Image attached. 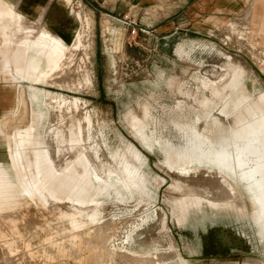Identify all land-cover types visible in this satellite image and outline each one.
Listing matches in <instances>:
<instances>
[{"label":"rangeland","instance_id":"374dc122","mask_svg":"<svg viewBox=\"0 0 264 264\" xmlns=\"http://www.w3.org/2000/svg\"><path fill=\"white\" fill-rule=\"evenodd\" d=\"M66 1L70 19L58 32L0 0V264H263L264 234L254 218L238 204L214 205L217 182L173 169L160 142H183L174 122H193L198 100L211 95L203 83L229 76L222 70L230 58L264 89V40L256 36L264 33V0ZM80 14L90 18L87 31ZM40 35L64 56L35 83L9 69L19 59L9 65L6 54L18 39L42 43ZM85 36L89 48L82 50ZM27 53L42 57L37 73L47 70V50L31 45ZM59 125L74 128L61 139L86 142L78 153L96 168L94 182L114 185L95 206L54 211L26 182L29 139L32 148H48L59 167ZM195 196L202 197L198 206Z\"/></svg>","mask_w":264,"mask_h":264},{"label":"bare ground","instance_id":"6f19581e","mask_svg":"<svg viewBox=\"0 0 264 264\" xmlns=\"http://www.w3.org/2000/svg\"><path fill=\"white\" fill-rule=\"evenodd\" d=\"M77 18L81 20H79L81 22L80 29H83V31L90 29L89 16L80 14ZM256 36L260 37V41L264 40V33H258ZM28 38L25 37L22 40L18 39L12 42L11 49L6 54V56H10L7 57L9 65L12 60L14 61L18 48L23 44L18 45L19 41H26ZM254 42L258 46L260 45L257 41ZM47 43H49L47 47H51L55 53L51 69L46 73L48 76L60 64V59L64 56V52L60 46L52 45L51 42ZM89 43L88 37L85 36L79 43V49H88ZM74 44H77V42H74ZM72 45H67L66 47L69 50H73L74 47ZM252 50L255 51L254 49ZM10 58L12 59L11 62ZM240 62L230 58L226 67L224 66L225 68L222 70L229 73V76L227 74L222 81L207 80L203 83L211 92V95L198 100L196 118L193 122H174L181 131L183 142L175 144L170 140L169 142L161 141L160 143L163 144L165 149V161L173 169L178 170L182 174L188 175L194 172L193 174L202 175L204 176L202 178L205 182L204 184L214 183L212 181L217 182L216 184L220 187V191L217 189L219 196L209 195L216 199V201L212 202L214 205L238 204L242 208V215L254 218L259 232L264 234V89L257 84V78L249 72V68L247 69L245 65L241 66ZM31 63L32 60L28 61L26 69H22L25 73L23 79L26 76L29 81L34 80L35 82L37 79H35V75L33 77L31 74V72L34 73L32 67L35 66V63L33 62L32 65ZM244 64L248 66L247 63L244 62ZM261 64H264V59ZM245 68L247 69L246 71ZM9 69L22 76L18 71L20 69L18 64L17 66L15 63L10 65ZM22 70L20 69V71ZM85 80H88V77ZM34 88V85H30V89ZM215 110L218 112L217 114H214ZM75 114L74 116H77V113ZM196 123H199L198 127L195 125ZM72 129L73 127L70 126L69 131ZM56 130L55 143L57 144L63 133H68V130L65 131L60 125L57 126ZM26 133L29 132L26 131ZM78 133L82 138L83 134L81 131H78ZM84 148L83 151L85 150ZM23 154L22 162L26 150ZM124 163L127 162L125 161ZM92 171L95 174L97 173L94 165L92 166ZM105 174L107 175L108 173L106 172ZM124 179L128 182L125 176ZM26 182L32 186L33 191L41 199H44L47 206H50L48 205L49 203L54 204V211L65 206L75 207L74 203L78 204L77 207L83 209L95 206L94 204H80L72 199L60 196L52 188L42 187L34 179L29 180V182L26 180ZM112 186H114L112 183H108V186L103 187V189L108 193ZM245 196L247 200H245ZM190 201L198 206L202 202V197L195 196ZM182 206L184 208L187 207L186 204H182ZM74 218L76 217L71 219ZM247 264L255 263L249 261Z\"/></svg>","mask_w":264,"mask_h":264},{"label":"crops","instance_id":"0c3cea01","mask_svg":"<svg viewBox=\"0 0 264 264\" xmlns=\"http://www.w3.org/2000/svg\"><path fill=\"white\" fill-rule=\"evenodd\" d=\"M9 2L15 5L14 7L11 4L12 7L15 10L17 8V11L19 10L18 12L24 17H26L27 19H32H29L30 21L50 23L53 26L55 25L57 27L56 30H58V32L59 28H64L65 24L70 19L69 4L66 0H9ZM205 3L216 4V0H204L203 5ZM42 41V43H39L37 41H33L31 43L19 41L20 43L18 45H20L21 43L23 44L20 45L16 52V56L19 59L18 66L20 67V69H26L27 63L30 60H32V63H35V66L32 67L34 69V73L31 72V74L33 75V77L35 75V79H37L36 81H40L41 76L46 74L51 69V63L55 55L51 47H47L49 46V43H47L43 39ZM31 45H34L37 50L42 48L44 49V51L47 50L49 52V57L47 56V63L49 62L46 68L47 70H41L40 74L36 71L40 68L37 64L39 63V61L41 62L42 57L38 55L39 57L37 58V56L32 55L31 59H29L30 57L28 58L29 55L27 52L29 46ZM46 60L47 59H45V61ZM44 71L46 72L44 73ZM3 87H5V85L0 82V110H4L5 106L6 97L4 95L5 88ZM74 117L75 128L77 125V116ZM63 120L65 121L64 123ZM68 120V118L61 119L60 122L61 124L66 125ZM73 129L69 132H72ZM28 131L33 137V130L29 129ZM39 143V147L32 148V138L31 141L29 139V142H27L25 146L26 154L23 158L22 168L24 169L25 174L28 173L30 181L31 179H34L42 187H50L56 194L72 199L80 204H93L94 199L99 194L105 192L103 186L100 184H96L93 180V163L89 161L88 158L85 157L88 160L83 158L81 156V153H78V150H82V148L85 147L86 143H82V145L84 146L79 147L77 146L76 142H70L68 138L64 140L60 139V141L57 143V146L60 149L59 157H61L59 167H56V162L52 160L49 149L42 146L41 142ZM50 146L52 147L51 144ZM69 147L72 149L71 152L66 151V148ZM83 175L85 176L83 177ZM72 220L74 221L75 219ZM80 223L81 222L74 221V225L76 226Z\"/></svg>","mask_w":264,"mask_h":264},{"label":"built area","instance_id":"2783aa9c","mask_svg":"<svg viewBox=\"0 0 264 264\" xmlns=\"http://www.w3.org/2000/svg\"><path fill=\"white\" fill-rule=\"evenodd\" d=\"M138 31L136 28L134 29V32Z\"/></svg>","mask_w":264,"mask_h":264},{"label":"flooded vegetation","instance_id":"af4514ba","mask_svg":"<svg viewBox=\"0 0 264 264\" xmlns=\"http://www.w3.org/2000/svg\"><path fill=\"white\" fill-rule=\"evenodd\" d=\"M39 38H41V35L39 36ZM42 39V38H41Z\"/></svg>","mask_w":264,"mask_h":264}]
</instances>
